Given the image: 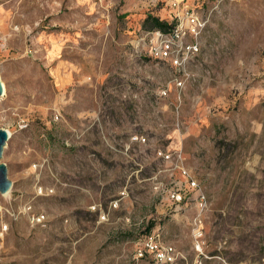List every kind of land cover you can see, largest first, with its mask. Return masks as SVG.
Returning a JSON list of instances; mask_svg holds the SVG:
<instances>
[{"label": "rangeland", "instance_id": "1", "mask_svg": "<svg viewBox=\"0 0 264 264\" xmlns=\"http://www.w3.org/2000/svg\"><path fill=\"white\" fill-rule=\"evenodd\" d=\"M184 4L209 22L183 71L142 42L172 10L0 0V264H153L148 237L264 264V0Z\"/></svg>", "mask_w": 264, "mask_h": 264}, {"label": "built area", "instance_id": "2", "mask_svg": "<svg viewBox=\"0 0 264 264\" xmlns=\"http://www.w3.org/2000/svg\"><path fill=\"white\" fill-rule=\"evenodd\" d=\"M144 2L147 6H161L172 10V19L175 20V25L169 32L152 30L144 35L142 42L148 48V55L156 60H168L175 68L184 71L186 64L200 52L199 40L207 27L209 17L199 15L186 6L184 0H144ZM160 155L165 159L169 158L162 153ZM190 185L195 186L193 182ZM170 198L175 203H181L183 200L179 191L171 192ZM200 201H204V197H201ZM143 247L144 252L154 255L153 264H172L174 259L171 250H165V247L159 245L153 237L146 238ZM143 251L138 249V257L144 256Z\"/></svg>", "mask_w": 264, "mask_h": 264}, {"label": "water", "instance_id": "3", "mask_svg": "<svg viewBox=\"0 0 264 264\" xmlns=\"http://www.w3.org/2000/svg\"><path fill=\"white\" fill-rule=\"evenodd\" d=\"M3 94V85L0 81V97ZM9 136L5 130L0 129V195H4L11 191L12 182L8 179L7 176V167L4 163L1 162V157L3 153V148L8 141Z\"/></svg>", "mask_w": 264, "mask_h": 264}, {"label": "trees", "instance_id": "4", "mask_svg": "<svg viewBox=\"0 0 264 264\" xmlns=\"http://www.w3.org/2000/svg\"><path fill=\"white\" fill-rule=\"evenodd\" d=\"M161 6H156V8H160ZM143 25L149 29V30H160L163 32H169L174 25H175V20L172 19L170 22L161 20L158 17H155L151 14L147 15L146 18L144 19ZM153 228V224L149 223L145 227V234H149L151 229Z\"/></svg>", "mask_w": 264, "mask_h": 264}, {"label": "bare ground", "instance_id": "5", "mask_svg": "<svg viewBox=\"0 0 264 264\" xmlns=\"http://www.w3.org/2000/svg\"><path fill=\"white\" fill-rule=\"evenodd\" d=\"M8 135H10V134L8 133ZM8 193H9V192H8ZM6 194H7V193H6ZM6 194H4V195H6ZM4 195H3V196H4Z\"/></svg>", "mask_w": 264, "mask_h": 264}]
</instances>
